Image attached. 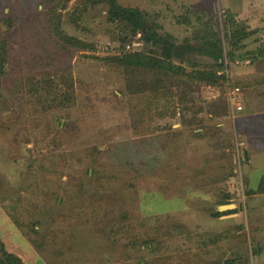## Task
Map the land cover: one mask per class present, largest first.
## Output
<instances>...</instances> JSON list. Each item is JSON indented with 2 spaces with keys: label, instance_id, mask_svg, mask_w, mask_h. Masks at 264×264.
I'll list each match as a JSON object with an SVG mask.
<instances>
[{
  "label": "rangeland",
  "instance_id": "374dc122",
  "mask_svg": "<svg viewBox=\"0 0 264 264\" xmlns=\"http://www.w3.org/2000/svg\"><path fill=\"white\" fill-rule=\"evenodd\" d=\"M114 2L186 61L158 69L161 47L107 0H0V256L264 264V160L245 143L263 128L264 0ZM214 39L234 55L218 74L199 51Z\"/></svg>",
  "mask_w": 264,
  "mask_h": 264
},
{
  "label": "trees",
  "instance_id": "16d2710c",
  "mask_svg": "<svg viewBox=\"0 0 264 264\" xmlns=\"http://www.w3.org/2000/svg\"><path fill=\"white\" fill-rule=\"evenodd\" d=\"M108 4H109V18L112 19H126L129 23L132 24V26L135 29H139L142 31V33L144 34L145 40L146 41H150L152 44L161 47L162 53H161V57L162 61H156V67L159 69L162 67L160 66L163 63H169L171 60L177 61V62H183L186 61V56L188 53V50H191V46L189 49V45L185 44L183 46H176L173 45L170 42V37H167V35H164V37L156 34L155 32L151 33L149 28H147L146 22L143 19V17L141 15H139L137 12H134L131 9H120L118 7V5L114 2V0H107ZM229 19V18H228ZM134 22H132V21ZM229 23H232V20L229 19ZM240 35V32L238 33ZM237 34L232 35L231 37H227V42L232 44L233 48L237 43H235L234 41L237 38H241V37H236ZM244 37V36H243ZM234 50V49H233ZM199 51H201L206 57H210L212 60H214L217 64L218 70H215L216 72L219 71V69H223V64H218V61L221 60L223 57H228L229 59H233L234 55L233 53H230L229 55H225L222 51L221 45H220V40H204V43L201 45V47L199 48ZM161 52V51H160ZM259 57H263L264 58V48L258 52ZM189 56V54H188ZM141 56H139L138 54L133 55L132 57L129 58H123V61L125 62V64L123 66H128V67H133V63L135 61L140 62L141 60ZM149 59V58H148ZM123 62V63H124ZM188 62H190L189 58H188ZM213 70H202V72L198 71L195 72L194 74H198L200 75L202 78V82L205 83H211L214 82V78H215V74L216 72H212ZM1 73V72H0ZM220 73L217 72V74ZM0 264H22V262L16 258L14 255L12 254H8L4 251H2V254L0 256Z\"/></svg>",
  "mask_w": 264,
  "mask_h": 264
},
{
  "label": "crops",
  "instance_id": "0c3cea01",
  "mask_svg": "<svg viewBox=\"0 0 264 264\" xmlns=\"http://www.w3.org/2000/svg\"><path fill=\"white\" fill-rule=\"evenodd\" d=\"M254 87L255 86L253 85V88ZM263 88H264V85H263ZM260 100L264 101V96L260 97ZM259 115L261 116L260 121H261V126L263 127V128H261L262 132H261L259 124H255L256 122L249 121L251 128L247 132L248 137L245 139V143L248 147L247 152L251 154V156L249 157L250 161L254 160V156L256 157V159L261 158L264 160V113L262 112ZM249 158H247V159L249 160ZM262 166H264V165L254 164V167L257 169V172L260 173V176H262L264 178V168ZM263 178L262 179L259 178L256 181V186L260 185L262 183ZM257 188L258 187H256L255 190H257ZM260 194L262 196H264V188H262V191L260 192Z\"/></svg>",
  "mask_w": 264,
  "mask_h": 264
},
{
  "label": "built area",
  "instance_id": "2783aa9c",
  "mask_svg": "<svg viewBox=\"0 0 264 264\" xmlns=\"http://www.w3.org/2000/svg\"><path fill=\"white\" fill-rule=\"evenodd\" d=\"M235 96L237 98H235ZM239 97H240V90L239 88H235L232 93H231V97L230 99L231 102H232V105L235 107V109L237 110V112L241 111L243 108H242V105H240V101H239Z\"/></svg>",
  "mask_w": 264,
  "mask_h": 264
},
{
  "label": "water",
  "instance_id": "95a60500",
  "mask_svg": "<svg viewBox=\"0 0 264 264\" xmlns=\"http://www.w3.org/2000/svg\"><path fill=\"white\" fill-rule=\"evenodd\" d=\"M231 207H228V209H230Z\"/></svg>",
  "mask_w": 264,
  "mask_h": 264
}]
</instances>
